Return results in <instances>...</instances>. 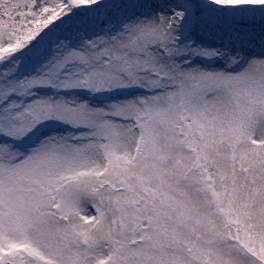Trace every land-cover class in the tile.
Here are the masks:
<instances>
[{
  "label": "snow or ice",
  "instance_id": "1",
  "mask_svg": "<svg viewBox=\"0 0 264 264\" xmlns=\"http://www.w3.org/2000/svg\"><path fill=\"white\" fill-rule=\"evenodd\" d=\"M0 264H264V0H0Z\"/></svg>",
  "mask_w": 264,
  "mask_h": 264
}]
</instances>
